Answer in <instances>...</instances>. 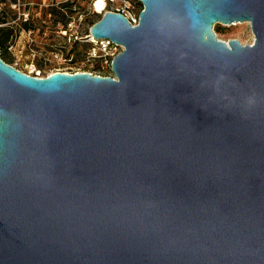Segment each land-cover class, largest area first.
<instances>
[{
    "label": "water",
    "instance_id": "water-1",
    "mask_svg": "<svg viewBox=\"0 0 264 264\" xmlns=\"http://www.w3.org/2000/svg\"><path fill=\"white\" fill-rule=\"evenodd\" d=\"M140 1L115 77L0 56V264H264V0Z\"/></svg>",
    "mask_w": 264,
    "mask_h": 264
},
{
    "label": "rangeland",
    "instance_id": "rangeland-1",
    "mask_svg": "<svg viewBox=\"0 0 264 264\" xmlns=\"http://www.w3.org/2000/svg\"><path fill=\"white\" fill-rule=\"evenodd\" d=\"M0 0V56L23 72L45 76L54 71H87L107 75L102 58L87 53L90 42L84 37L105 10L139 15L140 0ZM104 9V11H102ZM97 11H102L97 12ZM28 13L23 20L22 13ZM217 38H236L251 44L254 35L249 22L215 23Z\"/></svg>",
    "mask_w": 264,
    "mask_h": 264
},
{
    "label": "built area",
    "instance_id": "built-area-1",
    "mask_svg": "<svg viewBox=\"0 0 264 264\" xmlns=\"http://www.w3.org/2000/svg\"><path fill=\"white\" fill-rule=\"evenodd\" d=\"M105 1H107V0H105ZM95 2H96V0H94L92 3L93 7L95 5ZM103 11H104V9H103ZM115 12L123 13L127 17V19L129 20L131 25H136L138 23V20H139L138 15H132V14L127 13V12L126 13L122 12L120 10H115ZM22 16H23V20L26 21L28 18V13L24 12V13H22ZM2 25L3 24H0V27ZM84 37L91 44L88 51H87L88 55L90 57H94V56L101 57L102 58V65L109 66V68H110V73L107 75L115 77L114 73L111 70V62H112L113 57H115L118 53H120L122 51L123 47L120 44L113 42L111 39L95 38L92 35H90L89 33L85 34ZM11 65L16 67L15 64H11ZM25 73L30 74V75L40 76L39 73H34V74H33V72L32 73L25 72ZM90 73L91 74H99V73H92V72H90ZM99 75H102V74H99Z\"/></svg>",
    "mask_w": 264,
    "mask_h": 264
},
{
    "label": "bare ground",
    "instance_id": "bare-ground-1",
    "mask_svg": "<svg viewBox=\"0 0 264 264\" xmlns=\"http://www.w3.org/2000/svg\"><path fill=\"white\" fill-rule=\"evenodd\" d=\"M97 1H100V0H96V2H97ZM101 1H103V3H104V6H105V4H106V1H105V0H101ZM96 2H95V5H94V10H96V9H95ZM102 11H103V10H102ZM102 11H97V12H100V13H101Z\"/></svg>",
    "mask_w": 264,
    "mask_h": 264
}]
</instances>
